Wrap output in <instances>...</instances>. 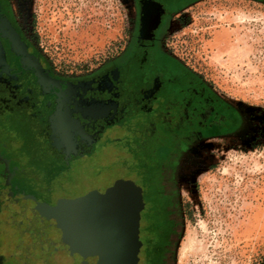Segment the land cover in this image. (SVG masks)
Wrapping results in <instances>:
<instances>
[{"label":"flooded vegetation","instance_id":"1","mask_svg":"<svg viewBox=\"0 0 264 264\" xmlns=\"http://www.w3.org/2000/svg\"><path fill=\"white\" fill-rule=\"evenodd\" d=\"M201 1L135 0L123 52L67 73L43 55L12 0H0V264H89L83 245L69 255L68 187L135 123L144 150L127 157L135 177L114 179L119 197L129 185L131 202L113 224L109 264H176L175 168L195 144L244 125L194 63L188 30ZM43 204L58 211L63 236L53 235Z\"/></svg>","mask_w":264,"mask_h":264},{"label":"rangeland","instance_id":"2","mask_svg":"<svg viewBox=\"0 0 264 264\" xmlns=\"http://www.w3.org/2000/svg\"><path fill=\"white\" fill-rule=\"evenodd\" d=\"M11 4L43 55L67 73L119 56L135 25V0ZM188 32L196 67L243 114L244 125L195 144L175 168L182 220L176 264H264V0L198 2ZM135 124L90 169L76 170L68 187L69 253L83 245L89 264H109L106 215L116 211L115 177H135L127 158L142 148Z\"/></svg>","mask_w":264,"mask_h":264},{"label":"water","instance_id":"3","mask_svg":"<svg viewBox=\"0 0 264 264\" xmlns=\"http://www.w3.org/2000/svg\"><path fill=\"white\" fill-rule=\"evenodd\" d=\"M125 183L122 186H120L118 190L121 193L122 197H119V195L113 196L114 198L112 200L113 203H111V206L113 204L114 209H116V211H113V213L106 215L108 219V230H109V237H110L109 240L111 241V243H113L114 238H115V234H114L115 229H114L113 224L116 222V220L118 223L119 222L118 218L121 216L119 209L128 206V203L130 204L131 202V197L128 198L124 194L125 191L129 190V185L128 184L125 185ZM41 210H46V213H47L46 221L48 225L51 227L53 235H58L59 237H61V235L63 236L64 224L62 220L59 218L58 211L56 210V208L54 206H48L46 204H43L41 206ZM42 216L45 219L44 213ZM109 263H110V259H109Z\"/></svg>","mask_w":264,"mask_h":264},{"label":"trees","instance_id":"4","mask_svg":"<svg viewBox=\"0 0 264 264\" xmlns=\"http://www.w3.org/2000/svg\"><path fill=\"white\" fill-rule=\"evenodd\" d=\"M138 150H139V151H136V153L138 152V153L141 155V154L143 153V150H144V149H143V148H141V149L138 148Z\"/></svg>","mask_w":264,"mask_h":264},{"label":"bare ground","instance_id":"5","mask_svg":"<svg viewBox=\"0 0 264 264\" xmlns=\"http://www.w3.org/2000/svg\"><path fill=\"white\" fill-rule=\"evenodd\" d=\"M227 45H229V44H227ZM227 47V46H226ZM223 47H221V49H222ZM225 48V47H224ZM223 50V49H222Z\"/></svg>","mask_w":264,"mask_h":264}]
</instances>
